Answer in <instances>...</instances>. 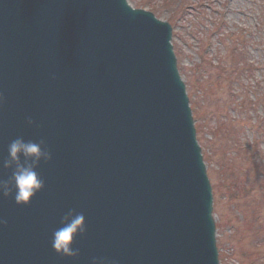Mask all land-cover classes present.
<instances>
[{"label": "water", "instance_id": "95a60500", "mask_svg": "<svg viewBox=\"0 0 264 264\" xmlns=\"http://www.w3.org/2000/svg\"><path fill=\"white\" fill-rule=\"evenodd\" d=\"M170 39L126 0H0V179L17 137L52 156L28 205L0 195V264H218ZM79 213V255L62 258L52 234Z\"/></svg>", "mask_w": 264, "mask_h": 264}, {"label": "rangeland", "instance_id": "374dc122", "mask_svg": "<svg viewBox=\"0 0 264 264\" xmlns=\"http://www.w3.org/2000/svg\"><path fill=\"white\" fill-rule=\"evenodd\" d=\"M127 1L132 7L151 11L156 18L171 24V43L179 74L191 103L194 101L200 108V112L195 111L202 112L204 117L201 122L194 121V126L212 189V217L220 264H264V190L259 187L260 178L253 179L255 169L264 168V0ZM225 43L230 48L240 45L244 49L250 71L239 73L231 86L227 81L220 86L214 83L209 96L191 91L189 81H193L192 71L199 61V52L202 55L205 51L215 66L221 61L220 56L225 55ZM241 100L246 109L236 105ZM222 121L226 129L236 132V146L217 130ZM238 152L244 156L239 157ZM237 165L246 169L248 175L242 172L246 181V185L242 184L244 196L232 201L222 182L225 178L230 181ZM263 174L259 176L264 179ZM255 215L259 217L257 221L253 219ZM260 225L256 247L254 229Z\"/></svg>", "mask_w": 264, "mask_h": 264}, {"label": "clouds", "instance_id": "9594fccd", "mask_svg": "<svg viewBox=\"0 0 264 264\" xmlns=\"http://www.w3.org/2000/svg\"><path fill=\"white\" fill-rule=\"evenodd\" d=\"M5 102L3 93H0V106ZM27 124L32 126L34 121L27 119ZM52 159L50 151L45 147V141L25 140L17 137L8 145V156L3 161V168L11 170L9 179H0V195L7 198L15 190V202L17 205H28L37 193L45 187V181L40 176L38 168L42 161ZM7 221L0 217V225ZM87 233L85 216L83 213L75 215L70 223L56 229L52 234L51 246L54 252L62 258H75L79 250L74 249V237H84ZM95 264V258H93Z\"/></svg>", "mask_w": 264, "mask_h": 264}, {"label": "trees", "instance_id": "16d2710c", "mask_svg": "<svg viewBox=\"0 0 264 264\" xmlns=\"http://www.w3.org/2000/svg\"><path fill=\"white\" fill-rule=\"evenodd\" d=\"M180 13H184V12L180 11ZM216 26L218 27V24ZM217 33L222 34L220 30H218ZM225 40L229 42L228 41L229 38H226ZM225 49H227L226 52H224L225 55L220 56L221 61H219L217 65L215 66H212L211 64L212 60L208 58L207 53L205 51H203L202 55L199 52V61L198 63L194 64V68L192 71L194 73V77L192 78L193 81H189V87L191 91L200 92L203 97L209 96L213 93L212 85L214 83H216L217 86H220L222 83H226L227 81L228 84L230 83L229 86H231V84L236 82V77L238 76L239 73L243 71H248V70L250 71L251 65L248 64L246 53L240 45H234L232 48H230V46L226 45L225 43ZM229 54H231V58H228ZM229 68L231 69L230 73H228ZM213 71L215 72L213 73ZM240 89L243 91L242 88ZM230 101H232V99H230ZM243 102H244L243 100L238 101L236 102V105L238 107H243L244 109H246ZM233 104H235V102H233ZM192 108L194 109L193 112H194L195 119L197 121L199 120L200 122L203 121L204 117L201 116L202 112L198 113L197 111H195V109H197L200 112V108H197V106L195 105V102L192 103ZM217 130L220 132V135H223L225 140H228V142H230L233 146H236L237 134L234 130L229 131L228 129H226V123L222 121L221 125L217 127ZM238 155L239 157L244 156V154H241V152H238ZM221 157L225 161L224 156L222 155ZM221 166H223V163ZM229 171H230V168L228 167V172ZM242 172L246 174V169L237 165V171H234L231 173V177L229 178L230 181H227L225 178V182L224 181L222 182L223 186L226 185V188L230 191L229 196L232 199V201L239 200L245 194L244 193L245 187L242 186V184L246 185V181L244 182L242 178ZM262 173H264V170L261 167L260 168L257 167V169H255V176H253V179L260 178L259 187L260 189L264 190V179L262 178V176L261 177L259 176V174H262ZM253 219L257 221L259 217L255 215ZM259 230H261V225L257 227L256 229H254V233L256 236L255 242H257V239H258L257 232ZM257 251L259 252L258 249ZM259 258H260V254L258 253L257 259Z\"/></svg>", "mask_w": 264, "mask_h": 264}]
</instances>
